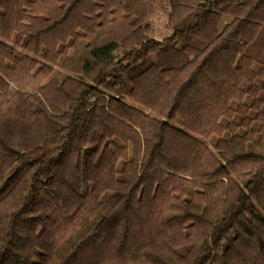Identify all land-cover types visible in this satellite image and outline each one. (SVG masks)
Returning a JSON list of instances; mask_svg holds the SVG:
<instances>
[{"label":"trees","instance_id":"trees-1","mask_svg":"<svg viewBox=\"0 0 264 264\" xmlns=\"http://www.w3.org/2000/svg\"><path fill=\"white\" fill-rule=\"evenodd\" d=\"M0 264H264V0H0Z\"/></svg>","mask_w":264,"mask_h":264},{"label":"rangeland","instance_id":"rangeland-1","mask_svg":"<svg viewBox=\"0 0 264 264\" xmlns=\"http://www.w3.org/2000/svg\"><path fill=\"white\" fill-rule=\"evenodd\" d=\"M168 12L169 6H165L162 9H156L154 14L147 21L151 27L149 32L150 38L161 41L170 36L171 30L167 26ZM222 30L223 26L221 25L218 31L221 32Z\"/></svg>","mask_w":264,"mask_h":264},{"label":"crops","instance_id":"crops-1","mask_svg":"<svg viewBox=\"0 0 264 264\" xmlns=\"http://www.w3.org/2000/svg\"><path fill=\"white\" fill-rule=\"evenodd\" d=\"M229 23H230V19L229 18H224L223 20H222V22H221V25L223 26V29L227 26V25H229ZM220 25V26H221Z\"/></svg>","mask_w":264,"mask_h":264}]
</instances>
